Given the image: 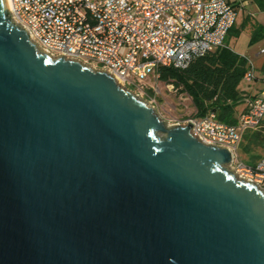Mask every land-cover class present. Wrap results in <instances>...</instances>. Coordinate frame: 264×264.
Masks as SVG:
<instances>
[{
  "label": "water",
  "instance_id": "1",
  "mask_svg": "<svg viewBox=\"0 0 264 264\" xmlns=\"http://www.w3.org/2000/svg\"><path fill=\"white\" fill-rule=\"evenodd\" d=\"M0 0V264H264V189Z\"/></svg>",
  "mask_w": 264,
  "mask_h": 264
},
{
  "label": "built area",
  "instance_id": "2",
  "mask_svg": "<svg viewBox=\"0 0 264 264\" xmlns=\"http://www.w3.org/2000/svg\"><path fill=\"white\" fill-rule=\"evenodd\" d=\"M8 5L15 23L26 26L30 39L52 56L64 53L65 59L104 68L124 88H143L149 78L152 88L160 81V66L184 68L194 56L222 46L237 16L236 0H9ZM254 77L249 65L243 78ZM189 120L194 137L230 148L233 171L264 189V157L250 165L237 154L243 132L264 120V87L247 98L234 124L218 121L213 112L177 122Z\"/></svg>",
  "mask_w": 264,
  "mask_h": 264
},
{
  "label": "trees",
  "instance_id": "3",
  "mask_svg": "<svg viewBox=\"0 0 264 264\" xmlns=\"http://www.w3.org/2000/svg\"><path fill=\"white\" fill-rule=\"evenodd\" d=\"M248 69L247 57L225 44L202 55L194 56L184 68L160 66L158 72L160 81L172 85L190 97L195 107L193 116L201 117L213 112L218 121L234 124L244 109L238 112L237 106L243 100L238 84ZM262 124L264 120L258 127L248 128L243 132L238 144L243 152L257 148L264 150ZM254 157L261 155L253 154L246 162L254 165L264 156L255 163Z\"/></svg>",
  "mask_w": 264,
  "mask_h": 264
},
{
  "label": "rangeland",
  "instance_id": "4",
  "mask_svg": "<svg viewBox=\"0 0 264 264\" xmlns=\"http://www.w3.org/2000/svg\"><path fill=\"white\" fill-rule=\"evenodd\" d=\"M248 9L250 11V18L246 19H244L243 11L238 9L236 20V28L238 31L234 30L231 32L225 42L235 52L245 55L248 58V64H256L264 59V52H261V48L264 47V31L259 26V24H264V11L259 9L257 3L254 2L250 3ZM244 20H246V24H244ZM145 81L146 87L143 86L141 88L135 85H129L125 89L132 90L133 93L134 91L139 92V98H143V101L148 106L153 107L162 119L168 121V124L177 121L184 122L193 116L195 107L186 93L179 91L175 87H167L162 81H158L156 82L157 85H153L155 88L154 91L152 90L153 86L151 88V85H149L152 84V80L149 78ZM252 82H248L243 78L238 84V89L240 91H246L253 85ZM258 152H262L261 148L250 152H243L239 147L237 149L239 159L246 164H249L246 161Z\"/></svg>",
  "mask_w": 264,
  "mask_h": 264
},
{
  "label": "crops",
  "instance_id": "5",
  "mask_svg": "<svg viewBox=\"0 0 264 264\" xmlns=\"http://www.w3.org/2000/svg\"><path fill=\"white\" fill-rule=\"evenodd\" d=\"M251 2L257 3V5L259 6V9L264 11V0H236L237 15H238V9H239V10L243 11L244 19L250 18V11L248 9V6L250 5ZM236 20H237V16H236V19H235V22H234L233 26L229 29V31L227 32V34L225 36L223 45L226 44L225 41L227 39V36L231 32H233L234 30L238 31V29L236 28ZM245 21L246 20H244V24H246ZM259 26L261 28H264V24H259ZM262 49H264V47H262L261 50ZM249 65L252 66V68L254 70L255 77L252 80L253 82L251 81L253 83V85L250 86V89H248L246 91L245 90H241V94L243 96V100L237 106L238 112H240L243 108H245L247 98L254 97V96L258 95L260 90L262 89V87H264V79H262V76H264V59H262L261 61H259L256 64H251L250 63ZM262 126H264V124H262ZM258 154H260L261 157L264 156V150H262V152H258ZM261 157H257V158L254 157V163Z\"/></svg>",
  "mask_w": 264,
  "mask_h": 264
},
{
  "label": "bare ground",
  "instance_id": "6",
  "mask_svg": "<svg viewBox=\"0 0 264 264\" xmlns=\"http://www.w3.org/2000/svg\"><path fill=\"white\" fill-rule=\"evenodd\" d=\"M9 2V0H7Z\"/></svg>",
  "mask_w": 264,
  "mask_h": 264
}]
</instances>
